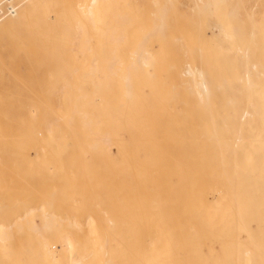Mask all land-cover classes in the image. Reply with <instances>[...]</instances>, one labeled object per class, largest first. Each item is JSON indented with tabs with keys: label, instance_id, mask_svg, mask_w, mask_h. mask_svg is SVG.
I'll list each match as a JSON object with an SVG mask.
<instances>
[{
	"label": "bare ground",
	"instance_id": "1",
	"mask_svg": "<svg viewBox=\"0 0 264 264\" xmlns=\"http://www.w3.org/2000/svg\"><path fill=\"white\" fill-rule=\"evenodd\" d=\"M115 1L81 0L75 5L79 20L54 23L52 36H45L38 27L23 28L16 35L19 51L31 53L19 54L20 61L13 59L22 72L30 73L29 88L40 85V72L58 71V83L45 102L24 99L20 103L22 122L18 125L0 121V149H97L102 153L101 159L109 163L106 167H113L109 172L112 184L111 190L107 183L101 184L106 194L96 204L111 200L112 212H97L96 221L91 215L83 222L75 218L62 228L45 209L47 203L53 204L51 197L41 205L42 219L37 225L33 219H25L37 208H25L19 215L3 209V202L19 199L7 186L15 183L0 181V264H124L128 238L132 264H264V86L260 101L238 102L229 94L230 86L222 84L225 80L216 83L208 69L186 62L179 70L178 85L184 90L180 102L185 105L184 124L180 148L171 158L158 117L148 113L153 114L156 101L168 94L154 74L175 65L165 66V53H153L144 38L127 56L119 53L128 16L113 12L111 21L97 19L99 9L108 3L113 6ZM152 1L156 10L149 16L153 27L148 38L162 36L166 21L165 0ZM193 1L214 7L222 0ZM37 2L50 0H23L18 6H7L0 22L23 20L25 7ZM215 27H210V36H215L214 29L228 38L236 36V30ZM48 43L52 54H35L48 50ZM9 45H0L4 56ZM248 56L244 50L246 66L240 79L247 90L263 76L259 66L264 68L249 62ZM144 72L149 74V99L135 83L136 76ZM113 78L115 87L109 84ZM113 90H117L114 101L109 99ZM111 146L116 149L113 157ZM117 165L128 170V181L126 173L116 170ZM118 176L123 195L127 184L131 189L130 236L117 229L128 209L124 197L118 199Z\"/></svg>",
	"mask_w": 264,
	"mask_h": 264
},
{
	"label": "rangeland",
	"instance_id": "2",
	"mask_svg": "<svg viewBox=\"0 0 264 264\" xmlns=\"http://www.w3.org/2000/svg\"><path fill=\"white\" fill-rule=\"evenodd\" d=\"M63 1L66 2V0H50L48 3L37 2V4L40 5V9L35 8L38 7V5H35L36 3H32L25 7V11L27 12L24 14V18L22 17L23 20L20 19L15 22H0V45L4 46L5 48V45L10 44L9 47L6 46L9 51L6 49L7 51L4 53L5 56L3 53H0V59L4 61L2 64L0 62L1 122L8 121L15 124V126L18 125L22 122V120L19 118V108L20 103L24 99L30 100L32 102H45L47 95H50L51 92L53 93L55 90V86H57L58 83V71L40 72V85H38L37 88L32 89L29 88L27 83V80L30 79V73L22 72L23 69L18 64L19 62H15V64L13 63V59L20 61L19 54H31L19 51L21 49L20 42L18 40L19 37L17 36L21 30H23V28L27 29L38 27V30L43 32L45 36L49 37L53 35V25L61 23L60 21L66 20L68 22L74 23L79 20L77 17L81 14L80 12H77L79 9H76L75 5L79 4L81 0H75L76 2H74V0H68L69 2H64V4L62 3ZM159 1L164 2V0ZM167 1L169 0H165L167 7L165 18L166 21L162 36L149 38L146 37L149 33L148 31H150V29L153 27L149 16L151 15V12L156 10L152 0H116L114 3H112L113 6L110 3L106 4V8L103 6V4V7L99 9L102 11L100 12L98 10L100 19H97L99 22L108 20L111 21L109 19V15H112L113 12L125 13L129 19L128 24H126L124 27V42L119 47H122V49L124 47L126 49H120V52L119 50H117V52L125 53L127 56V52L131 53L132 50L136 49L137 44L145 39V44L152 50L153 53H165V66L168 64L173 66L175 65L172 68L165 67L163 70H160L154 74L157 75V82L164 86V88L168 91V94L166 97H164V99H158L156 101L157 109L154 112L156 114L148 113V116L154 115L155 117H158V128L162 129L160 131L166 137V146L169 150V154L171 153V158H175L180 148L179 137L182 134L184 124L182 117L185 116L183 113L185 105L183 102L180 103L183 100L184 90L178 86L180 84L179 70L185 65L186 62H190L201 68L208 69L216 83H221L225 80L222 84H227L228 87L230 86L231 90L229 94H233L236 101L245 103L248 100H261L262 89L264 86V68L259 66L263 71V76L261 78L259 77L260 79L258 80H254L255 84H252L253 87H248L249 90H247V86L243 84V81L240 83V79L243 75L242 69L246 66L243 64L244 50L249 53V62L251 61L260 65H264V0H225L223 3L224 5L221 4L223 1L222 0L221 3L218 2L216 6L214 5V7L211 5L206 7L205 4L194 3L193 0H172V2L175 3L173 5V3L171 4L170 2V4L174 8L171 7ZM21 3H23V0H3L0 3V17L7 6H18ZM191 6L194 10H191ZM202 6L205 7L204 11ZM43 7L45 10H43ZM67 9L68 11H66ZM205 9H208V11ZM172 10L174 12L178 10L180 13L176 11L178 13L171 15ZM198 11H201L202 13L200 12L199 14ZM174 12H172V14ZM229 12L232 16L228 15ZM224 16L227 17L225 18V21ZM188 19L190 20L189 22L187 21ZM223 21L227 22V24L225 23V25H223ZM213 25L216 26L215 28L221 26L226 30H236V38L234 36L233 38L223 36L222 32L218 31V29H214L216 32L215 36H210V27ZM230 41L233 42L231 43ZM47 45L48 50L45 52L41 50V52H36L35 54H52L49 49L50 43ZM4 48L2 47L0 52ZM191 50L192 52H190ZM107 52L103 51V53ZM9 62L13 63L10 65V67H8ZM17 64L18 67L14 66ZM3 65H8L4 67H8L9 69H7L9 71L6 70V68L3 69ZM11 66L14 67L15 70L17 68V70H10L14 69ZM18 70L21 72H18ZM148 77L149 74L144 72L139 74V76H136L135 81L136 85L141 86L140 92H142L147 99H149ZM113 79L109 81V84L115 87L116 78ZM164 81H166L167 84L165 82L164 85ZM257 85L258 88L256 87ZM116 95L117 90H113L109 99L113 101L116 100ZM96 98L94 100L95 102L97 101L96 103H98L100 98ZM96 151L97 149H39L36 152V150L32 148L25 150L19 147L8 149L1 148L0 181L4 180V183H15L13 185L7 186L12 187L13 190L16 191V195L14 196L17 197L16 199H19L12 202H3V209H7L6 212L9 215H19L22 214L24 210H26L25 208H37V210L34 209V212L25 219L31 218V221L33 219V222L38 225L42 219V210L40 211V207L43 204L45 205L44 201L49 202V198L52 197L53 199L51 198V200H53V204H51V201V209H49L50 206L48 203L46 204V206H48L47 208L45 206V209L55 215L54 219L52 218V220L57 223H62L60 224V227L62 228L67 227L68 222L75 218L83 222L85 217L91 215L96 221V217L98 215L97 212H101V215L103 211L106 210L109 213L112 212L113 201L110 200L109 202L102 205L96 204L98 199L102 198L106 194L105 187L101 186L103 182L107 183L111 190L110 185L112 184V175L109 172L113 170V167H106L109 165V163H105L104 160L101 159L102 153ZM114 153L116 154V149L114 146H111V157H113ZM55 157H57V159ZM116 170L120 171L121 173H126L125 180H129V172L127 169L117 165ZM119 177L120 176L116 177V187L120 189V192L118 193L120 196H118V199L119 201L121 199H125L124 202L127 203L128 209L126 211V217L124 220L125 223L123 220H118L117 229L118 231H125L126 235L130 236V230L132 228L130 225L132 220V194L129 185L127 184L124 189L126 194L125 196L123 195L121 190V186H123L122 178ZM29 194L31 196H28ZM41 194H44V197ZM50 194L53 195L51 196ZM112 197H114L113 194ZM32 199L35 200L33 201ZM22 202L25 204H22ZM65 202L68 204L71 203L72 205H68ZM26 203L29 204V206ZM5 204H7L8 207ZM13 205H16L15 208ZM60 217H62V220H65V218L66 220H58ZM128 245L129 247L127 248L124 264H132V260L130 259L129 238Z\"/></svg>",
	"mask_w": 264,
	"mask_h": 264
}]
</instances>
